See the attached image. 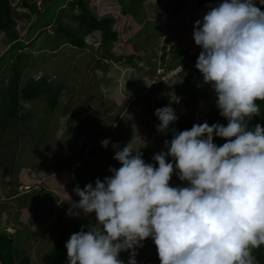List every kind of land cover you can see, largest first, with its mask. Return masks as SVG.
Instances as JSON below:
<instances>
[{
	"label": "rangeland",
	"instance_id": "obj_1",
	"mask_svg": "<svg viewBox=\"0 0 264 264\" xmlns=\"http://www.w3.org/2000/svg\"><path fill=\"white\" fill-rule=\"evenodd\" d=\"M74 1L30 0L39 9L32 12L22 0H11L13 11L28 17L15 19L18 40L13 43L0 33V60L9 56L8 63L1 61L6 66L0 68V89L11 74L9 67L15 55L10 57V50L21 41L25 45L19 61L21 84L44 76L59 92L64 91L53 113L45 98L22 103L21 113L32 116L20 118L14 129H9L10 135L2 137L5 145L0 143V231L13 235L16 264L25 258L29 264H45L44 258L59 239L69 238L82 226L87 230L86 226L95 222L94 213L68 215L71 205L67 200L71 197L78 202L80 198L73 191L77 185L81 189L88 183L95 185L98 178L103 181L112 175L110 167L121 166L113 159L114 143L122 150L135 136V147L141 148L144 161L158 167L153 156L187 112L193 73L199 76L193 107L197 124L208 122L217 99L196 67L202 48L196 45L193 31L195 22L223 0H85L99 19H115L112 30L119 34V39L108 46L101 32L92 33L86 38V49L71 47L54 32L59 20L62 25L76 26L69 18ZM255 3L260 8V0ZM36 20L39 23L35 24ZM51 20L53 26L42 28ZM60 41L63 45L54 48ZM109 49L113 54L110 58L106 53ZM114 55H135L141 62L130 67ZM179 65L185 71L174 82L159 80L175 76L179 71L172 70L181 71ZM169 105L179 119L166 134L160 133L155 110ZM4 114L0 98V118ZM68 120H72L71 130L66 125ZM104 139H110V147L102 146ZM93 146L96 155L90 153ZM36 164L40 169L36 168L35 175ZM25 185L30 189H17ZM186 185L179 179V186ZM137 252V264H161L153 242L143 244ZM121 260L128 264L129 256Z\"/></svg>",
	"mask_w": 264,
	"mask_h": 264
},
{
	"label": "clouds",
	"instance_id": "obj_2",
	"mask_svg": "<svg viewBox=\"0 0 264 264\" xmlns=\"http://www.w3.org/2000/svg\"><path fill=\"white\" fill-rule=\"evenodd\" d=\"M193 38L202 48L196 67L227 126L173 129L167 151L153 156L158 167L144 161L135 136L122 150L114 143L121 166L95 185H77L78 202L67 200L68 215L95 214L87 230L82 226L66 242L68 264H124L122 251L130 252L128 264H137V249L149 237L161 264H255L252 248L264 244V126L251 128L249 121L260 112L256 101L264 100V11L255 0H223L195 22ZM179 66L175 76L159 80L174 82L185 71ZM155 115L165 134L179 119L171 105ZM216 136L226 142L218 146ZM110 143L101 141L105 148ZM174 173L187 185L170 186Z\"/></svg>",
	"mask_w": 264,
	"mask_h": 264
},
{
	"label": "trees",
	"instance_id": "obj_3",
	"mask_svg": "<svg viewBox=\"0 0 264 264\" xmlns=\"http://www.w3.org/2000/svg\"><path fill=\"white\" fill-rule=\"evenodd\" d=\"M22 5L32 12H39L36 3H31L30 0H22ZM260 9L264 11V4H261ZM70 19L72 22L76 24V26L62 25V23L56 22L54 32L62 35L66 39V44L71 47L78 49H86L87 43L86 38L90 36L92 33L101 32L103 37L104 45H108L109 43H114L119 39V34L112 30L113 22L115 19L113 18H102L99 19L92 8L86 3L85 0H75L74 5L69 11ZM28 17L27 14H19L13 11L11 0H0V33L3 32L7 38L13 43L14 40H18L16 38V31L14 30V26L16 25V18L24 19ZM63 22V21H62ZM39 20H36L37 24ZM34 24V26H35ZM53 26V21L42 24V28H47ZM80 33V35L78 34ZM58 46L54 48H58L63 43L61 41ZM24 45V42L18 41L14 44L13 48L10 50V57L15 55L14 59H12V63L10 64V76L9 81L6 86H3L0 89V98L1 105L4 108V115L0 118V143L5 145L6 141L3 136L10 135L9 129L13 130L16 122L21 118V120H26L30 118L32 115L22 114V103H31L34 100L45 98L48 99L52 106V113L56 111L58 106L60 105V96L62 92H59V88L57 89L55 85L49 82L48 78L42 76L40 78H29L25 84H21V76L23 73V69L19 66V61L21 59V49ZM108 57L110 58L111 51L106 52ZM113 55V54H112ZM115 56V55H114ZM116 60L120 61L125 59V62H131L137 64L134 60L136 57L134 55L124 57L123 55L115 56ZM165 57V56H163ZM138 59V58H137ZM6 60L9 62V56L4 55L0 60V68L5 67L2 66L1 61ZM135 68V67H134ZM197 73L193 76L192 85L189 89L190 94V102L187 105V112L184 114L183 120L179 122L176 126H174V130L184 131L190 130L194 124H197L194 117V105L197 103V90H196V81ZM60 87V86H58ZM50 96V97H49ZM49 97V98H48ZM256 103L260 107V112L258 115H254L249 121V127L254 128L256 124H260L264 126V100H257ZM186 107V106H185ZM72 120L67 121V128L71 130L72 128ZM209 126L215 123H220L227 126L228 120L220 115L219 109L217 108L216 103L209 111L208 122ZM27 128L29 126H26ZM173 138V130L170 134V138L168 141H171ZM226 140L216 136L214 137V143L218 146L225 143ZM110 147V145H109ZM96 147L91 148L92 155H96V151H94ZM3 150L2 148L0 151ZM161 151H167L165 145L163 144L158 149V153ZM167 160H173L171 156L167 157ZM39 165L36 164L38 168ZM32 170V168H31ZM6 174H11L8 172V168L6 169ZM170 186L177 187L179 186V178L176 173L173 174L172 179L170 180ZM77 233V232H75ZM74 234V233H73ZM69 238H61L59 239L55 245L53 250L44 258L45 264H68V254L67 249L65 247L66 242ZM153 242V239L149 237L147 240L143 241V244ZM14 239L13 236L9 233L0 232V263L1 264H16V252L13 248ZM155 245V243H154ZM156 246V245H155ZM130 255L128 251H122L120 253L119 258L123 259ZM252 255L255 257V264H264V244H260L258 247L252 248ZM19 264H29V258H25L21 260Z\"/></svg>",
	"mask_w": 264,
	"mask_h": 264
},
{
	"label": "crops",
	"instance_id": "obj_4",
	"mask_svg": "<svg viewBox=\"0 0 264 264\" xmlns=\"http://www.w3.org/2000/svg\"><path fill=\"white\" fill-rule=\"evenodd\" d=\"M142 5H143V3H142ZM150 21H152V20H150ZM154 21V20H153ZM144 25V24H143Z\"/></svg>",
	"mask_w": 264,
	"mask_h": 264
}]
</instances>
